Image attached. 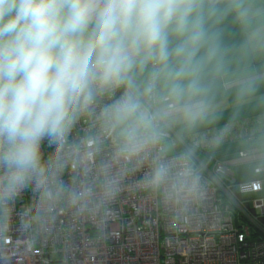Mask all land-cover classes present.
<instances>
[{
  "label": "clouds",
  "instance_id": "1",
  "mask_svg": "<svg viewBox=\"0 0 264 264\" xmlns=\"http://www.w3.org/2000/svg\"><path fill=\"white\" fill-rule=\"evenodd\" d=\"M237 167H264V0H0V240L106 242L125 199L219 222Z\"/></svg>",
  "mask_w": 264,
  "mask_h": 264
},
{
  "label": "built area",
  "instance_id": "2",
  "mask_svg": "<svg viewBox=\"0 0 264 264\" xmlns=\"http://www.w3.org/2000/svg\"><path fill=\"white\" fill-rule=\"evenodd\" d=\"M245 183L255 194L237 198L219 222L210 208L202 227L171 228L163 215L125 199L117 206L120 234L106 242L91 240V225L72 229L65 221L52 235L33 240L14 222L8 237L0 240L6 246L0 247V255L10 256L7 264H264L262 180L238 181L233 172L230 182L217 191L213 207H228L231 189ZM29 199L30 194H24L17 208Z\"/></svg>",
  "mask_w": 264,
  "mask_h": 264
},
{
  "label": "rangeland",
  "instance_id": "3",
  "mask_svg": "<svg viewBox=\"0 0 264 264\" xmlns=\"http://www.w3.org/2000/svg\"><path fill=\"white\" fill-rule=\"evenodd\" d=\"M235 178L238 181L250 180L254 178H259L262 180V192L260 191V195H264V171L256 173L255 170H245L243 168L237 167L234 169Z\"/></svg>",
  "mask_w": 264,
  "mask_h": 264
},
{
  "label": "crops",
  "instance_id": "4",
  "mask_svg": "<svg viewBox=\"0 0 264 264\" xmlns=\"http://www.w3.org/2000/svg\"><path fill=\"white\" fill-rule=\"evenodd\" d=\"M262 170L261 171H264V167H260ZM261 192H262V190H261Z\"/></svg>",
  "mask_w": 264,
  "mask_h": 264
},
{
  "label": "water",
  "instance_id": "5",
  "mask_svg": "<svg viewBox=\"0 0 264 264\" xmlns=\"http://www.w3.org/2000/svg\"><path fill=\"white\" fill-rule=\"evenodd\" d=\"M248 206V204H246ZM253 211V210H252ZM261 221H264V218H261Z\"/></svg>",
  "mask_w": 264,
  "mask_h": 264
},
{
  "label": "trees",
  "instance_id": "6",
  "mask_svg": "<svg viewBox=\"0 0 264 264\" xmlns=\"http://www.w3.org/2000/svg\"><path fill=\"white\" fill-rule=\"evenodd\" d=\"M262 170V169H261ZM261 170H260V172H261ZM256 173H258V172H256Z\"/></svg>",
  "mask_w": 264,
  "mask_h": 264
}]
</instances>
